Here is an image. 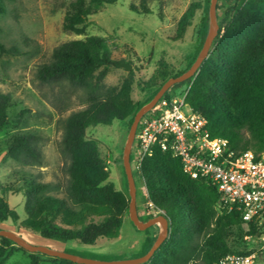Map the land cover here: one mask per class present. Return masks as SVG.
Listing matches in <instances>:
<instances>
[{
  "label": "trees",
  "instance_id": "16d2710c",
  "mask_svg": "<svg viewBox=\"0 0 264 264\" xmlns=\"http://www.w3.org/2000/svg\"><path fill=\"white\" fill-rule=\"evenodd\" d=\"M16 1L0 0V17L5 16ZM117 1L75 0L65 28L80 31L79 27L92 15L91 4ZM240 1V7L198 74L187 80L191 87L186 101L207 118L212 135L227 139L232 150L260 154L264 153V0ZM201 9V2L190 4L178 23V39ZM220 9L218 3L217 10ZM131 10L139 13L135 6H131ZM150 13L146 8L145 14ZM207 27L205 17L200 31L202 37ZM18 53L16 48L8 49L0 42L1 57H14ZM112 64L106 39L90 36L56 48L53 61L39 68L38 78L45 83L65 80L96 95L103 89V80ZM159 65L150 81L165 83L170 76L167 63L159 61ZM130 90L131 83L127 81L120 91H107L68 116L62 146L68 162L66 189L60 194L51 191L49 183L32 177L27 180L24 228L37 232L43 239L83 245H94L101 238L119 237L129 213V197L109 182L110 174L100 157V142L88 138L86 130L91 126L111 125L114 121L123 122L133 115L134 121L142 106L130 99ZM164 97H168L167 94ZM9 107V97L0 93V129L10 122ZM40 140L36 132L19 131L7 143V156L26 167L40 166ZM140 173L147 184L149 202L164 212L170 226L169 238L145 264H219L220 259L230 253L226 233L238 221L244 222L241 212L225 207V215L219 216L212 227L213 207L220 203L217 190L185 174L181 160L169 152L154 149L152 155L143 160ZM89 218L94 220L88 222ZM8 220L17 222L19 216L0 196V222ZM248 224L251 233L260 228L255 221ZM12 244L15 243L0 237V264L11 253L8 247ZM151 247L147 244L140 256ZM39 262L37 256L31 257L30 264ZM51 264L77 263L54 258Z\"/></svg>",
  "mask_w": 264,
  "mask_h": 264
},
{
  "label": "rangeland",
  "instance_id": "374dc122",
  "mask_svg": "<svg viewBox=\"0 0 264 264\" xmlns=\"http://www.w3.org/2000/svg\"><path fill=\"white\" fill-rule=\"evenodd\" d=\"M74 1L17 0L10 5L8 13L0 17V42L8 49L16 48L19 51L14 57L0 55V93L6 94L10 101V122L0 129V196L4 197L19 216L17 222H0V229L13 231L32 244L72 251L86 258L102 261L139 258L145 246L153 245L162 234L160 224L147 230H139L128 213L119 237L114 239L101 238L94 245L43 239L37 232L22 225L27 218L25 182L31 177L38 179L49 183L51 191L61 194L68 183V162L62 152L68 116L83 109L91 100L105 95L107 91H120L127 81L131 83L130 99L142 107L147 105L164 83L161 80L150 81L160 66L159 61L167 63L170 73L168 79L184 73L195 62L212 29L207 11L212 0H118L114 4H91L92 15L87 18L84 26L79 27L80 31L65 28ZM193 2H201L202 9L196 11L190 26L178 39L176 30L180 18ZM218 3L221 6L217 10L219 29L210 53L234 17L236 9L240 7L241 1L218 0ZM131 6H135L139 13L133 12ZM146 8L150 10V14H145ZM205 17L208 27L206 35L202 37L200 31ZM90 36L106 39L113 61L103 80V89L98 94L92 95L65 80L45 83L38 78L39 68L53 61L56 48ZM123 63L131 64L132 69L127 71L120 67ZM190 87V82H182L171 87L165 95L182 97ZM22 112L24 113L19 118ZM133 116L123 122L114 121L111 125L91 126L86 130L88 138L100 142V157L110 174L109 182L117 190L124 192L129 201L123 151ZM23 130L40 134V166L26 167L7 156V143L15 133ZM135 155L136 151L133 149L131 165L136 182V208L139 219L146 222L164 215V212L149 202L147 184L137 167ZM213 212L212 227L219 216L225 215L226 209L217 203ZM92 220L94 219L89 218L87 221ZM248 223L250 222L238 221L226 233L229 254L257 252L260 264H264V221H255L260 228L254 233H251ZM8 251L11 253L3 260V264H30L33 255L39 258V264H51L54 260L45 254L30 253L16 244L10 245Z\"/></svg>",
  "mask_w": 264,
  "mask_h": 264
},
{
  "label": "built area",
  "instance_id": "2783aa9c",
  "mask_svg": "<svg viewBox=\"0 0 264 264\" xmlns=\"http://www.w3.org/2000/svg\"><path fill=\"white\" fill-rule=\"evenodd\" d=\"M182 97H162L142 117L132 150L140 168L158 148L181 160L185 174L214 187L220 204L245 222L264 221V153L235 151L212 135L207 118ZM219 264H260L257 252L227 254Z\"/></svg>",
  "mask_w": 264,
  "mask_h": 264
},
{
  "label": "water",
  "instance_id": "95a60500",
  "mask_svg": "<svg viewBox=\"0 0 264 264\" xmlns=\"http://www.w3.org/2000/svg\"><path fill=\"white\" fill-rule=\"evenodd\" d=\"M217 4L218 0H212L209 8V16L212 24V29L209 31L206 40L204 41L203 47L197 56L195 62L191 67L182 73L179 76L169 78L159 89L154 98L145 106H143L135 115L134 121L130 127L129 135L127 142L123 151V166L125 175L128 181L129 195H130V209L129 214L131 221L139 230H147L148 228L160 224L162 226L163 232L155 240L154 244L150 250L143 256L134 259L127 260H115V261H102L93 258H86L79 256L77 254L51 249L43 245H35L28 242L22 236L16 234L13 231L0 229V237L7 238L14 242L19 247L30 253H41L48 255L53 258H60L64 260H69L77 264H145L150 261L154 256L156 251L161 247V245L168 239L170 235V226L169 221L164 215H159L154 218L149 219L146 222H143L139 219L137 208H136V182L133 176L132 165H131V151L134 143L136 131L138 125L142 119L155 105L156 103L165 95V93L174 85L185 82L191 78H194L205 59L209 56L210 49L219 29V23L217 20ZM120 67L125 68L127 71L132 69L131 64L123 63L119 65Z\"/></svg>",
  "mask_w": 264,
  "mask_h": 264
}]
</instances>
